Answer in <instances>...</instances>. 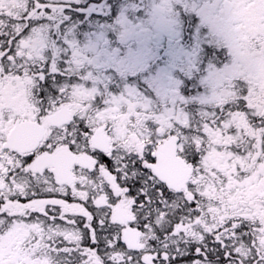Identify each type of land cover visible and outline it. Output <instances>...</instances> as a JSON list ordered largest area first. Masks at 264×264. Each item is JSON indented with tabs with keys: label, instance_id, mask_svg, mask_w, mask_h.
Listing matches in <instances>:
<instances>
[{
	"label": "snow or ice",
	"instance_id": "obj_1",
	"mask_svg": "<svg viewBox=\"0 0 264 264\" xmlns=\"http://www.w3.org/2000/svg\"><path fill=\"white\" fill-rule=\"evenodd\" d=\"M0 264H264V0H0Z\"/></svg>",
	"mask_w": 264,
	"mask_h": 264
},
{
	"label": "rangeland",
	"instance_id": "obj_2",
	"mask_svg": "<svg viewBox=\"0 0 264 264\" xmlns=\"http://www.w3.org/2000/svg\"><path fill=\"white\" fill-rule=\"evenodd\" d=\"M100 2L101 0H97V3ZM186 45H189L190 47V51L185 60L187 71H185L182 74H178L177 78L181 79V83H180L181 93L185 95L187 98H191L193 95L200 94L198 92V89L200 88V80L203 77H205L211 69L219 70L220 68H222L223 64L226 61L222 64L220 60L213 58L214 60L213 63L212 60L210 59L206 60L204 54L200 60V57L204 51L201 53L199 49L200 47H191L190 42L188 41H186ZM216 65H218V67H216ZM193 68L196 69L195 72H192ZM189 107L194 108L195 105H189Z\"/></svg>",
	"mask_w": 264,
	"mask_h": 264
},
{
	"label": "flooded vegetation",
	"instance_id": "obj_3",
	"mask_svg": "<svg viewBox=\"0 0 264 264\" xmlns=\"http://www.w3.org/2000/svg\"><path fill=\"white\" fill-rule=\"evenodd\" d=\"M247 26L245 25V24H240L239 26H238V30H244L245 28H246ZM244 39H247V37H244ZM200 49V52L202 53L203 51V53H202V55H201V57H200V60H201V58H202V56H203V54L206 52V49H203V48H199ZM226 55V54H225ZM210 60H212V62L214 63V60L213 59H210ZM205 61V60H204ZM227 62V58H225V60L224 61H221V63L223 64L224 62ZM225 62V63H226ZM221 64V65H222ZM203 65V64H202ZM216 67H218V65H216Z\"/></svg>",
	"mask_w": 264,
	"mask_h": 264
},
{
	"label": "trees",
	"instance_id": "obj_4",
	"mask_svg": "<svg viewBox=\"0 0 264 264\" xmlns=\"http://www.w3.org/2000/svg\"><path fill=\"white\" fill-rule=\"evenodd\" d=\"M94 22H96V24H98L100 21L96 20V21H94Z\"/></svg>",
	"mask_w": 264,
	"mask_h": 264
}]
</instances>
